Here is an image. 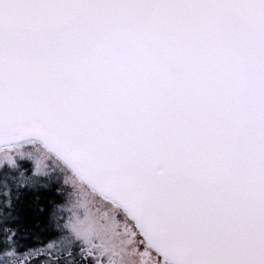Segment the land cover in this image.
I'll use <instances>...</instances> for the list:
<instances>
[{
	"label": "water",
	"instance_id": "water-1",
	"mask_svg": "<svg viewBox=\"0 0 264 264\" xmlns=\"http://www.w3.org/2000/svg\"><path fill=\"white\" fill-rule=\"evenodd\" d=\"M25 142L169 264H264V0H0V148Z\"/></svg>",
	"mask_w": 264,
	"mask_h": 264
},
{
	"label": "rangeland",
	"instance_id": "rangeland-1",
	"mask_svg": "<svg viewBox=\"0 0 264 264\" xmlns=\"http://www.w3.org/2000/svg\"><path fill=\"white\" fill-rule=\"evenodd\" d=\"M0 165V168L13 166V173L1 174V180L11 179L22 187L27 180L31 184L40 182L46 184H43L46 190L52 184L62 203L50 215L57 222L50 226L55 239L37 249L26 246L23 251L18 243L11 241L0 252V264H132V254L128 251L132 246V232H126L131 221L127 215L79 182L38 143L0 148ZM21 196L17 193L11 198L2 193L0 204L18 201ZM12 215L0 209V229H5L1 225L11 220L16 223L17 218ZM4 236V242L10 240L9 232ZM126 236L130 237L127 242Z\"/></svg>",
	"mask_w": 264,
	"mask_h": 264
},
{
	"label": "trees",
	"instance_id": "trees-1",
	"mask_svg": "<svg viewBox=\"0 0 264 264\" xmlns=\"http://www.w3.org/2000/svg\"><path fill=\"white\" fill-rule=\"evenodd\" d=\"M5 172L13 173V166L0 168V185L6 186L0 188V197L2 193L7 194L8 197L11 196V198L17 193L22 196L18 201L0 204L1 210L12 212V218L15 216L17 218L16 223L11 220L12 223L7 222L4 226L1 225L5 229H0V252L11 241L12 244L18 243L22 247L21 251L26 246L32 247V249L41 248L56 238V234L50 228L49 213L54 214L61 201L56 195L54 185L51 184L49 190H46L43 188L44 183L31 184L27 180L32 176L31 174L22 187L19 183L16 185L11 179L1 180V174H5ZM6 232L10 233V240L4 242Z\"/></svg>",
	"mask_w": 264,
	"mask_h": 264
},
{
	"label": "flooded vegetation",
	"instance_id": "flooded-vegetation-1",
	"mask_svg": "<svg viewBox=\"0 0 264 264\" xmlns=\"http://www.w3.org/2000/svg\"><path fill=\"white\" fill-rule=\"evenodd\" d=\"M62 203H59L58 207L60 208ZM123 213V212H122ZM55 214V213H54ZM53 214V215H54ZM124 214V213H123ZM51 213H49V221L51 225H55L56 218H51ZM60 218H58V221ZM130 222V220H129ZM126 232L129 231L132 232V246L129 250L128 245H126V249L128 247V251L131 252L133 262L132 264H169L167 261L162 259L158 254H156L153 250H151L144 242L142 237L139 235L137 230L135 229L134 225L130 222L128 223V226L126 227ZM130 239L127 236L124 238V240L127 242V240ZM123 240V241H124Z\"/></svg>",
	"mask_w": 264,
	"mask_h": 264
}]
</instances>
